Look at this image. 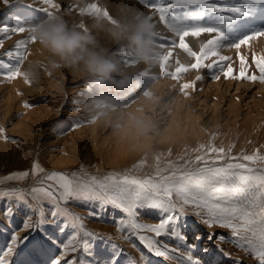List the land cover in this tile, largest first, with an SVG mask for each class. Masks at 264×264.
Listing matches in <instances>:
<instances>
[{"label": "rangeland", "instance_id": "1", "mask_svg": "<svg viewBox=\"0 0 264 264\" xmlns=\"http://www.w3.org/2000/svg\"><path fill=\"white\" fill-rule=\"evenodd\" d=\"M138 1L149 8L146 0ZM214 2L240 7L245 14H218L197 7L175 9L174 14L186 24L201 23L223 32L219 54L231 57V61L224 63L231 64L235 78L216 72L219 76L216 79L206 68L192 69L194 58L178 47L174 49L182 50L189 62L177 63L174 56L164 53V46H167L164 42L177 38L156 31L155 57L150 66L139 65L140 61L129 47L127 37L130 33L107 52L106 46L116 37L115 31L133 32L136 25L122 7L113 10L116 6L111 0H0V27L8 28L7 32H0V59L7 61L4 54L13 50L18 42H25L18 69L21 75L16 80L0 75V128L4 129L0 135V193H8L0 196V255L9 247L11 236L18 229L19 236L27 237L9 258L10 264H52L60 255V245L79 232L78 228L68 226L72 223L71 217H58V222H66L62 232L59 224L51 223L52 205L47 199H32L30 189L41 186L45 174L75 173L81 177L102 178L115 172L145 178L154 175L158 166L180 165L202 154L209 146L224 147L226 151L231 147L232 156L252 154L257 149L264 155V80L259 78L261 74L254 60L264 57V47L259 46L258 51H254L247 44L237 50L229 46L245 37L233 43L225 41L237 20L247 18L252 9L264 3L254 0ZM152 14L161 22L158 14L153 11ZM225 16L231 18L225 19ZM49 18H59L69 29L87 32L93 38L88 45L89 51L105 58L107 54L120 52L119 69L113 74V81H96L85 70L83 61L66 64L34 41L29 26ZM211 38L212 35L208 38L201 34L185 41L193 51L199 52ZM241 56L245 58L244 77L240 76ZM215 59L218 57H210L204 63ZM180 65L188 67V71L174 79L173 74ZM251 76L257 78H246ZM185 83L194 84V87L182 92L181 86ZM94 99H105L107 103L96 106L91 103ZM26 104L30 106L25 107ZM76 123L80 126L75 127ZM168 132L171 136H167ZM201 145L204 149L197 151ZM34 163H39L44 172L34 174ZM136 164L141 167L134 168ZM22 172L29 175L8 179ZM13 189L16 194L10 191ZM18 194L28 198L31 209L17 198ZM9 207L12 209L10 218L6 215ZM67 207L81 218L86 231L105 238L96 239L80 232L73 243L78 250L69 249L68 259L75 257L79 264H178L175 259L148 253L131 230L119 231L118 220L123 215L119 210L108 207L96 217L89 214L90 209L96 210L91 204L73 200ZM41 211L45 213V223L37 224L34 230L23 227L26 221L38 222ZM161 215L154 209H145L138 222L154 224ZM209 233L225 239L221 241L217 236L209 239ZM197 235L200 240L195 239ZM156 239L170 248H179V254L185 257H198L203 264H259L247 247L232 242L230 229L207 227L191 211L181 220L176 236L169 234ZM193 244L194 249L190 248ZM178 259L186 264L182 257Z\"/></svg>", "mask_w": 264, "mask_h": 264}, {"label": "snow or ice", "instance_id": "2", "mask_svg": "<svg viewBox=\"0 0 264 264\" xmlns=\"http://www.w3.org/2000/svg\"><path fill=\"white\" fill-rule=\"evenodd\" d=\"M255 3H264V0H254ZM147 6L158 14L159 20L170 29L175 37L170 42L165 41V45L174 49L180 48L195 62L190 65L192 69L206 68L213 72L216 79H219L216 72H222L225 77L232 76L231 64L224 62L231 61V57L219 54L221 49L220 41L223 39V32L212 26H205L201 23L186 24L178 19L174 14L175 9H187L197 7L202 11H211L218 14H238L244 15L240 7H230L216 3L214 0H169L168 3L157 2V0H146ZM231 17L225 16V19ZM6 26L0 27V32H7ZM17 31H21L17 29ZM212 35L199 52L186 43V37H199L201 34ZM259 37H264V31H257L238 43L229 46L239 50L242 45H247L250 41ZM24 41L14 45L13 50H8L4 55L7 61L0 59V75L5 79H15L20 76L18 71L20 61L23 58ZM171 56L172 53L170 52ZM210 57H218L210 63H204ZM260 71V79L264 80V57L254 58ZM241 73L244 77L245 58L240 57ZM179 63V61H177ZM188 71V67L180 65L173 74L174 79L179 78V74ZM201 77H197L200 79ZM255 80L257 77H246ZM194 84L185 83L181 86L184 92ZM185 94H187L185 92ZM30 105H25L29 107ZM80 124L76 123L75 127ZM4 129L0 128V135ZM8 139V137H4ZM204 146L201 145V151ZM231 147L226 151L224 147L209 146L202 154H198L194 159L185 160L180 165L169 164L167 167H157L155 174L145 178H138L127 173H109L100 178L97 176L81 177L73 173L71 175L59 172L45 174L38 187H32L30 193L33 200L46 198L52 205L51 223L59 224L60 230H65V223L58 222V217H71L72 223L68 225L73 229H79L75 235L60 245V255L52 264H79L75 257L68 259L69 249L76 252L78 249L73 246L77 236L83 232L85 236L104 240L95 233L85 230L83 222L79 216L71 212L67 205L70 201H80L95 206L96 210H89L91 216L99 217L108 207L119 210L123 215L118 220V230H131V234L144 245L148 253L163 257L168 260H177L182 257L186 264H203L198 258L191 255L186 257L180 253L179 248H170L165 242L156 239L164 235L176 236L181 227V220L191 211V214L207 227L218 226L231 230L232 242L239 247H247L256 257L259 264H264V155L257 149L252 154L241 153L232 156ZM141 167L140 164L134 168ZM32 171L34 174L43 173L44 169L39 163H34ZM28 172H22L16 176H9L8 179L25 178ZM16 194V190H10ZM8 193H0L6 196ZM17 198L29 209L32 205L23 194H18ZM154 209L159 212L161 219L154 224L138 222L143 210ZM147 214V212H144ZM6 215L11 217L12 209H6ZM38 222H25L23 227L35 229L37 224H43L46 216L43 211L39 213ZM171 230V231H170ZM18 232V231H17ZM14 232L9 243V247L0 255V264H10V257L15 254V249L19 247L27 237H21ZM144 233V234H141ZM150 233L152 235H147ZM223 241L222 235L209 233L208 238ZM181 238H183L181 234ZM110 239V237L108 238ZM200 240V236L195 237ZM86 243V242H85ZM196 246L190 245V248ZM222 251V250H221ZM179 254V255H172ZM239 264V262H237Z\"/></svg>", "mask_w": 264, "mask_h": 264}, {"label": "clouds", "instance_id": "3", "mask_svg": "<svg viewBox=\"0 0 264 264\" xmlns=\"http://www.w3.org/2000/svg\"><path fill=\"white\" fill-rule=\"evenodd\" d=\"M29 29L34 41L66 64L75 65L83 61L87 72L98 82L113 81V74L118 72L116 62L89 51L88 45L93 38L87 32L69 29L57 18L42 19L31 24ZM155 35V25L151 18L142 16L136 23L135 30L127 37L129 47L138 61L145 64L153 61L156 50ZM91 103L103 106L107 101L94 99Z\"/></svg>", "mask_w": 264, "mask_h": 264}, {"label": "bare ground", "instance_id": "4", "mask_svg": "<svg viewBox=\"0 0 264 264\" xmlns=\"http://www.w3.org/2000/svg\"><path fill=\"white\" fill-rule=\"evenodd\" d=\"M117 1V2H116ZM117 3H120L119 5ZM105 4V3H104ZM107 4V3H106ZM105 4V5H106ZM111 4H114L116 7L113 8V10H117V8L122 7V9L124 10L126 16H128L131 19H134V22L137 23L138 20L142 17V16H148L151 18L152 22L155 25V31L156 32H160L166 36H172L175 37L174 33L169 30L166 29L167 27L165 26V24L163 22H159L157 17L155 15L152 14V10L150 8H147L145 6H143L142 4L139 3L138 0H115L112 1L111 0ZM113 5V6H114ZM112 8V7H111ZM66 11V10H65ZM21 12V11H20ZM69 13V12H68ZM55 16V15H54ZM53 17V16H52ZM59 19V18H57ZM232 23V22H231ZM1 24V23H0ZM9 25V24H8ZM207 25V24H206ZM210 25V24H209ZM127 27V26H126ZM129 27V26H128ZM264 29V6H259L255 9H252L251 14L247 17V18H241L239 20H237L232 28V30L230 31V34L228 35V38L225 40L226 42H236L238 41L240 38L242 37H246L250 34H252L254 31H263ZM11 32V31H10ZM229 32V31H228ZM128 33H132V31L127 32L126 30H117L115 31L116 37L112 39H110L108 41V44L106 46L107 48V52H109V50L111 51L113 49V47H115L117 44H119L123 37L126 36ZM96 34V33H95ZM203 35L207 36L208 38L210 37L209 34L204 33ZM3 36V35H2ZM157 36V35H156ZM13 37V36H12ZM226 37V36H225ZM189 38V37H186ZM185 38V39H186ZM99 41V40H98ZM224 42V41H223ZM239 42V41H238ZM99 43V42H98ZM103 43V42H102ZM101 44V43H100ZM250 45V47H252V49L255 51L257 50V47L259 46H263L264 47V37H259L255 40H252L248 43ZM96 45V44H95ZM4 47V46H3ZM163 47V46H162ZM225 47V46H223ZM252 50V51H253ZM1 51V50H0ZM31 51V50H30ZM117 51V50H116ZM258 51V50H257ZM106 52V53H107ZM172 53V56H174L179 62L184 61V63H188L189 62V58L186 56V54H184V52L182 50L179 49H172L168 46H164V53L165 54H169ZM105 56V55H104ZM108 57V59L113 60L114 62L117 63V65L120 64L119 60H120V52H113L110 55H106ZM155 57V56H154ZM30 59V57L28 58ZM182 59V60H180ZM27 62V61H26ZM29 62V60H28ZM153 62V61H152ZM148 63L149 66L153 63ZM156 63V62H155ZM63 64V63H62ZM28 65V63H27ZM140 66H145L144 62H139ZM85 66V65H84ZM49 68V67H48ZM77 68V67H76ZM25 69V68H24ZM39 69V68H38ZM119 69V68H118ZM41 70V69H40ZM86 70V69H85ZM28 73H26L27 75ZM21 75V74H20ZM31 75V74H30ZM34 75V74H33ZM41 75V74H40ZM28 77V75H27ZM39 77V76H38ZM22 78V77H21ZM43 78V77H42ZM24 79V78H23ZM27 79V78H26ZM16 80V79H15ZM25 80V79H24ZM37 80V79H36ZM39 80V79H38ZM37 80V82H38ZM44 80V79H41ZM59 80V79H58ZM22 80H20L21 82ZM29 81V80H28ZM35 81V80H34ZM45 81V80H44ZM16 82V81H15ZM19 82V81H18ZM29 83V82H28ZM23 84V81H22ZM34 84V83H33ZM36 84V83H35ZM39 84V83H38ZM53 84V83H52ZM21 85V83H20ZM26 85V84H25ZM41 85V84H39ZM38 85V86H39ZM18 86V85H17ZM24 86V85H23ZM44 84L41 86L43 87ZM52 86V85H51ZM157 86V84L154 85V87ZM16 87V86H15ZM46 87V86H45ZM50 87V86H49ZM56 87V85H55ZM14 88V87H12ZM33 88V87H32ZM17 89V88H16ZM18 90V89H17ZM20 91V90H19ZM58 91V90H57ZM17 92V91H16ZM110 93V92H109ZM55 94V93H54ZM84 97V96H83ZM57 99V98H56ZM54 101V100H53ZM90 101V100H89ZM13 102V101H12ZM63 102V101H61ZM9 103V102H8ZM8 104H6L5 106L7 107ZM56 105V104H55ZM61 105V104H60ZM44 106V104H43ZM81 109V108H80ZM74 112V111H72ZM87 113V112H86ZM6 114V112H5ZM75 114V113H74ZM82 116V115H81ZM75 117V116H74ZM103 117V116H102ZM94 127H92L93 129ZM77 129V128H76ZM91 129V128H90ZM176 129H178V127H176ZM171 136V133H167V136ZM69 136V135H68ZM133 146V145H132ZM122 148V146H121ZM120 148V149H121ZM125 148V146H124ZM122 148V149H124ZM126 151V150H125ZM124 151V152H125ZM123 152V151H122ZM127 152V151H126ZM86 211V210H85ZM114 211V210H113ZM150 212V211H149ZM155 212V211H154ZM3 214V213H2ZM88 214V213H87ZM112 215V214H111ZM117 215V214H116ZM157 215V214H156ZM194 216V215H193ZM3 217V216H2ZM7 217V216H6ZM30 217V216H29ZM147 217V216H146ZM10 218V217H9ZM155 218V217H154ZM99 219V218H97ZM47 220V219H46ZM158 220V219H157ZM5 221V220H4ZM29 221V220H28ZM48 222V221H47ZM159 222V221H158ZM5 223V222H4ZM93 224V223H92ZM110 225V224H109ZM117 229V228H116ZM115 229V230H116ZM20 230V229H18ZM17 230V231H18ZM25 230V229H24ZM65 231V230H64ZM20 232V231H19ZM101 232V231H100ZM18 233V232H17ZM107 233V232H106ZM105 233V234H106ZM20 234V233H19ZM18 234V235H19ZM128 234V233H127ZM28 236V235H27ZM120 236V234H119ZM12 237V236H11ZM123 238V237H122ZM112 239V238H111ZM116 239V238H115ZM135 239V238H134ZM117 240V239H116ZM125 240V238H124ZM135 241V240H134ZM104 242V241H103ZM109 242V241H108ZM107 242V243H108ZM110 243V242H109ZM105 246V245H104ZM57 247V246H56ZM101 247V246H100ZM102 251V250H101ZM232 253V252H231ZM122 255V254H121ZM125 256V255H124ZM201 258V257H200ZM42 259V258H41ZM152 259V258H151ZM163 259V258H162ZM44 260V259H43ZM162 262V261H161ZM29 264V263H28Z\"/></svg>", "mask_w": 264, "mask_h": 264}]
</instances>
